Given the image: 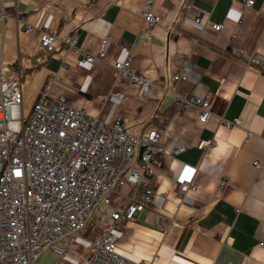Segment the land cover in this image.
I'll use <instances>...</instances> for the list:
<instances>
[{
    "label": "crops",
    "instance_id": "1",
    "mask_svg": "<svg viewBox=\"0 0 264 264\" xmlns=\"http://www.w3.org/2000/svg\"><path fill=\"white\" fill-rule=\"evenodd\" d=\"M146 1L0 0L5 15L0 60L16 70L23 114L30 113L50 83L51 96L63 95L69 105L106 125L119 118L132 135L164 127L163 145H188L172 157L161 156L156 174L148 178L156 198L117 230V251L126 259L148 264H264V0H254L252 6L243 0H154L152 9L161 20L149 40L132 47ZM16 15L57 35L56 50L48 53L41 47L37 32L25 35ZM212 24H220V30ZM73 29L76 45L91 52L108 38L104 58L80 63L74 52L64 53L60 40ZM232 46L255 55L260 63L247 65ZM127 55L133 68L151 80L149 95L114 75L111 61ZM186 61L200 77V91L209 96L210 115L204 123L197 120V108L177 111L174 106L176 93L193 90L190 82L171 81ZM112 92L119 96L109 98ZM236 119V126L223 125ZM205 139L214 144L203 153L197 145ZM193 169L196 191L182 199L176 193L178 180ZM221 179L227 182L222 188ZM132 192L127 184L109 192L110 205L123 208ZM103 206L105 213L94 214L103 216L96 234L88 230V222L57 264H84L106 220L108 208Z\"/></svg>",
    "mask_w": 264,
    "mask_h": 264
},
{
    "label": "built area",
    "instance_id": "2",
    "mask_svg": "<svg viewBox=\"0 0 264 264\" xmlns=\"http://www.w3.org/2000/svg\"><path fill=\"white\" fill-rule=\"evenodd\" d=\"M243 2L246 6L254 4V0ZM153 4L154 0L146 1L142 25L132 47L149 40L153 27L161 20ZM15 18L25 35L38 33L39 44L48 53L56 50L57 35L46 28H36L23 15ZM4 20L0 11L1 34ZM194 21L198 23L200 18ZM211 27L219 31L221 25ZM77 38V30L73 29L60 40L61 50L74 52L80 63L104 58L108 38L102 39L96 52L80 48ZM231 51L247 65L260 63L237 46H232ZM111 66L116 77L139 86L144 95L150 94L151 80L133 68L129 55L111 61ZM178 80L190 82L193 90L174 95L176 110L195 107L199 111L197 120L206 122L210 115L209 96L200 91V77L189 61L172 75L171 81ZM117 95L112 92L109 98ZM21 105L16 70L0 60V264H36L46 250L66 254L100 204L108 208L106 220L91 241L92 249L83 257V263L148 264L128 260L117 251V230L122 223L133 221L156 198L148 178L156 174L161 156L172 157L188 145L183 141L163 145L164 127L132 135L119 118L106 125L84 109L69 105L63 95L51 96L50 83L40 91L28 115L23 114ZM238 124L237 119L223 121L226 128ZM213 144V139H205L197 146L205 153ZM193 172L194 169L178 180L176 193L182 199L196 191ZM226 183L221 179L220 187ZM125 184L132 187V195L127 205L115 209L108 193ZM160 202L162 205L163 199Z\"/></svg>",
    "mask_w": 264,
    "mask_h": 264
},
{
    "label": "rangeland",
    "instance_id": "3",
    "mask_svg": "<svg viewBox=\"0 0 264 264\" xmlns=\"http://www.w3.org/2000/svg\"><path fill=\"white\" fill-rule=\"evenodd\" d=\"M97 211L100 212V214H103L105 213L106 211V208L103 206V205H99L98 208H97ZM103 216H96L93 214V216H91L90 218V223L88 225V230L91 231V234L95 235L96 232H97V227L96 225L100 224L101 223V220H102ZM93 223L95 224V227L92 226ZM92 229V230H90ZM61 256L63 255H59L57 253H55L53 250H46L45 252L42 253V255L39 257V260H38V263L37 264H57L58 262H60L61 260Z\"/></svg>",
    "mask_w": 264,
    "mask_h": 264
},
{
    "label": "bare ground",
    "instance_id": "4",
    "mask_svg": "<svg viewBox=\"0 0 264 264\" xmlns=\"http://www.w3.org/2000/svg\"><path fill=\"white\" fill-rule=\"evenodd\" d=\"M255 56V55H254ZM258 56V55H257ZM256 57V56H255Z\"/></svg>",
    "mask_w": 264,
    "mask_h": 264
}]
</instances>
